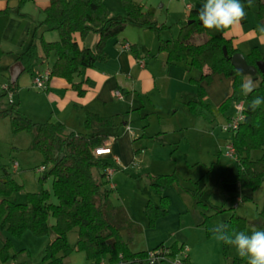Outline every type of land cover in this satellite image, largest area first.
Returning a JSON list of instances; mask_svg holds the SVG:
<instances>
[{"label":"trees","instance_id":"1","mask_svg":"<svg viewBox=\"0 0 264 264\" xmlns=\"http://www.w3.org/2000/svg\"><path fill=\"white\" fill-rule=\"evenodd\" d=\"M122 2L125 14L111 15L103 0H50L40 25L45 30H56L58 37L46 40L39 36L37 41L33 40L24 51L18 53L16 61L22 71L32 74L37 61L43 62L53 57L49 61L48 79L52 76L62 77L78 94H82L81 84L76 78L83 69L106 59L107 41L116 38L128 22L153 30L159 29L152 10L142 11L132 0ZM257 6L258 17L264 21V0H257ZM199 9L190 6L187 21L181 27L178 37L160 39L158 51L166 54V64L180 65L187 70L195 69L199 72V76L192 79L197 83L198 99L188 104L193 113H202L206 108L216 113L232 103L243 101L244 117L237 129L231 131V143L235 148L237 182L241 188L254 189L264 178V155L255 159L250 157L254 149L264 151V104L255 111L249 105L254 97H264V73L257 72L259 82L252 93L248 96L239 95L238 81L242 75L231 65L230 57L240 51L224 36L227 30L218 32L203 27L198 18ZM88 32L97 34L94 48L80 46L74 39L75 33L83 37ZM224 47L226 55L223 54ZM129 48L137 50L138 45L132 43ZM244 57L248 64L264 60V56L254 49L244 54ZM215 73L233 78L231 93L217 108L204 102L206 91L201 85L202 81H208ZM17 83V80L14 84L9 81L3 87L0 94V116L10 117L13 131L25 129L31 133V147L39 150L43 156L39 172L53 177L52 188L58 203L50 202L46 190L28 193L24 203L13 201L11 195L19 191L22 185L2 163L0 155V233L7 231L9 235H20L30 230L42 235L47 232L48 219L52 216L53 237L45 246L41 264H64L63 258L73 249L83 251L90 264H140L149 262L150 251L164 257L159 260L161 264H168L171 259L179 256L184 246L176 243L168 247L160 244L152 250L134 251L130 247L132 237L142 231V226L131 219L123 205L113 202V187H108L110 176L107 175L111 163L94 153L106 140V136L98 130L113 126V116L89 113L85 125L93 131L91 136L67 131L60 123H34L19 113L13 101L2 102L1 97L17 90ZM177 180L174 173L150 178L152 187L160 195V204L155 205L150 201L145 204L143 211L148 226H153L158 217L167 213L169 199L163 192ZM213 208L215 213L204 215L202 221L207 236L214 235L212 229L220 223L227 224V231H244V218L232 212L221 221L219 214L228 209ZM72 229L77 232L73 247L67 242V232ZM0 239V258L7 260L11 256V239L9 236ZM228 247L222 242L225 257ZM181 259L182 264H189L188 256ZM244 260L236 257L230 264H242Z\"/></svg>","mask_w":264,"mask_h":264},{"label":"crops","instance_id":"2","mask_svg":"<svg viewBox=\"0 0 264 264\" xmlns=\"http://www.w3.org/2000/svg\"><path fill=\"white\" fill-rule=\"evenodd\" d=\"M49 2L50 0H0V61L3 63L1 70L9 75V81L10 74L16 67L21 70L16 80L23 73L16 61L18 53L24 51L33 40L37 41L39 36H43L44 39H57L54 33H49L50 38H46L42 31L47 30L40 25L45 18V9ZM74 39L80 46L94 48L96 44L82 40L80 35ZM124 43L132 44L118 36L110 39L105 47L106 59L81 71L76 81L81 84L82 94H78L68 81L58 76L49 78L46 90L31 93L37 100L46 104V108L42 109L36 119L38 121L49 119L62 124L67 131L91 136L93 131L85 125L89 113L113 116V126L98 130L100 134L106 136L101 145L104 149L98 156L111 163L112 172L108 187H113V190L118 192L119 202L126 208L131 219L142 226V233L138 235L143 241L142 250H152L160 244L168 247L176 243L187 247L189 264H230L233 258L239 257L236 249L229 245L225 257L222 252V241H218L214 235H206L205 226L202 224L203 217L214 214L213 207H223L228 211L219 214L221 221L235 212L244 218L245 232L250 234L253 230L264 231V178L254 189L241 188L237 182L238 168L235 160L234 164L230 162V168L219 173L220 178H217L211 192L207 193L204 187L209 175L205 178L204 176L197 179L187 178V182L181 185L175 167L171 173H174L178 180L167 186L163 192L169 199L167 213L158 217L153 226H148L146 215L144 219L139 214H145L143 208L148 201L155 205L160 204V195L152 187L150 178L170 174L162 171L161 164L170 162L174 165L180 164L182 167H192L199 166L205 161L199 155L190 157L187 153L178 162L173 154L155 152L156 144H166L167 135L174 133L178 127L174 122L163 119L175 113L179 98H184V101L198 99L197 83L192 79H196L199 72L196 71L195 76H190L192 69L166 64V54L159 52L158 49L154 52L151 47L144 44L138 46L137 50L124 49L122 47ZM52 60L53 57L47 61H37L30 74L31 80L33 76L48 71ZM201 85L207 93L204 102L210 104L205 81H202ZM116 90L121 92V98L115 95ZM211 98L215 99L213 95ZM219 102L216 101L217 104ZM150 115L157 118L158 126L149 131ZM221 152L220 148L217 162L221 158ZM262 155L264 151L259 149L250 152L253 159ZM14 163L16 162H13L12 167ZM142 164L148 165L146 170L141 168L145 166H141ZM212 167L213 162L209 170ZM203 179L206 180L205 183L202 182ZM132 183H135L136 190L142 194L138 199L141 200L142 197L144 199L143 204H140L139 200L136 205L140 207L139 213L135 207L133 208L135 206L133 201L137 200L138 195L133 199L130 197L127 200L129 202H126L123 196ZM134 240L136 238L132 239ZM210 242L214 243V252L210 249ZM196 244L200 245V254L194 258L192 251ZM0 264L20 263L17 262L15 255H11L7 260L0 258ZM64 264L75 263L69 257ZM150 264L161 263L156 261ZM242 264H247L246 259Z\"/></svg>","mask_w":264,"mask_h":264},{"label":"rangeland","instance_id":"3","mask_svg":"<svg viewBox=\"0 0 264 264\" xmlns=\"http://www.w3.org/2000/svg\"><path fill=\"white\" fill-rule=\"evenodd\" d=\"M132 1L139 5L142 11L152 10L153 18L156 21L159 29L153 30L128 22L118 37L123 39L125 38V40H128L130 43H138V46H142V44H144L148 47H151L154 52H156L158 49V43L160 39H175L178 37L181 27L187 21V4L193 8H200L205 2V0ZM103 2L107 6V9L111 15L125 14L122 0H103ZM257 11V0H253L252 7L248 8L246 11L247 16L245 17V22H241L239 26L227 30L224 34L226 38L230 39L232 45L238 48L243 55L250 53L254 49L258 50V52L264 56V34H261L256 30L258 25L264 24V21H260ZM42 32L46 34V38H50L49 33H54L56 38L58 37L56 30H47ZM78 35L75 33L74 37H78ZM96 37L97 34L95 32H88V34L81 38L86 42H96ZM2 65L3 63L0 61V94L2 93L3 87L9 82V75L1 70L3 68L1 67ZM196 71L197 70L192 69L190 71V76H195L197 73ZM249 78L254 81L256 86L258 85V78L254 79V77L250 75H242L238 81L239 95H244L241 90V85L246 79ZM30 80V73L23 72L17 80V90L14 93H11V95L7 94L1 97L2 102L8 103L9 101H13V103L17 106L19 113L34 123L41 124L46 121H51L49 119H39L41 121L36 119L38 118L37 116H39L42 112V109L46 108V104L37 100V98L31 94L39 93L40 91L32 87V80L31 82ZM205 83L206 89L209 93L208 96L210 105L217 108L231 93L233 78L225 77L221 74L215 73L212 74L208 78V81H205ZM205 95L207 96V93ZM212 95L215 99L211 98ZM191 100L192 99L186 100V102L184 101V98L180 97L175 107V113H172L163 119V121L174 122L178 125V127L174 133H169L167 135V139H165L166 144H156L155 152L159 154H173V157H175L178 162L181 161V158L187 153L190 154V157L196 155L202 157L205 161H203L204 163L199 166L182 167L180 164L174 165L173 163L165 162L161 164L160 168H163L162 171L165 173H171L173 172V168L176 167V173L180 178L181 185L187 182V178L192 177L193 179H197L201 176H204L205 178L206 175H209L207 184L204 187V190L208 193L211 192L212 187H214V184L217 183V178H220L219 173L226 168H230V162L231 164L235 163V157L226 156V146L231 143L232 135L231 131L226 130L224 126L228 122V119L235 115V106L237 102L230 104L222 110H218L216 113L211 112L206 108L204 110V114H195L190 110L188 105ZM217 100L220 101L218 104L216 103ZM148 121L150 122V127L148 128L149 131L158 126L157 118L154 115H150ZM31 142L32 136L28 130L21 129L13 131L10 117L0 116L1 161L7 167V169L13 173L15 180L22 185V188L19 191L13 193L10 198L15 202L24 203L27 200L28 193L46 190L49 193L50 202L56 204L58 203V199L55 196L52 188L53 177L49 174L39 172L38 167L43 164V156L39 150L31 147ZM177 144L179 145L175 149ZM210 147L212 149H209ZM220 148L222 149L221 158L217 162V155ZM13 162L17 163V169H13ZM211 162H213V167L211 170H209ZM144 165L145 164H142L141 166ZM147 167L148 165H145L141 168H145L143 170H146ZM44 175H46L45 178H43ZM205 181L206 180L203 179L202 182L205 183ZM117 193L118 192L116 190H113V202L122 205V203L119 202ZM136 195L138 196L137 200L133 201L135 202V206H133V208L135 207L139 213L140 207H136V205L140 200L138 199L139 195L142 196V194L136 190L135 183L130 185L129 189H127V192H124L123 196L124 200L129 202L127 200H129L130 197L133 199V197ZM139 202L140 204H143V197ZM139 216L146 219L145 214L143 213L139 214ZM53 223L54 218L50 216L48 219V230L42 235L35 234L30 230H26L20 235H9L7 231H2L0 233V237H10L12 244L10 248V254L12 256L15 255L18 263L41 264L45 246L53 237ZM140 233H136L132 237V239L136 238V240L132 241L131 239L130 247L134 251L142 250V248H144L142 238L138 236ZM76 240V230H69L67 232L68 244L73 247ZM217 247H219V242H217ZM210 249H214L213 242H210ZM192 252L194 258H197V254H200V245L196 244V247H193ZM69 257L75 264H90L83 251L76 249L71 250V252H69L63 258V262H65ZM103 264L109 263L104 262ZM143 264L150 263L144 262Z\"/></svg>","mask_w":264,"mask_h":264},{"label":"clouds","instance_id":"4","mask_svg":"<svg viewBox=\"0 0 264 264\" xmlns=\"http://www.w3.org/2000/svg\"><path fill=\"white\" fill-rule=\"evenodd\" d=\"M253 0H205L198 11V18L205 29L224 32L239 26L247 16L246 6L251 8ZM264 34V24L256 29ZM256 85L252 79H246L241 90L248 96ZM264 104V97L256 96L250 102V109L255 111ZM227 225L217 224L212 232L214 237L226 245L236 249L239 257L246 259L247 264H264V231L253 230L250 234L245 231H227Z\"/></svg>","mask_w":264,"mask_h":264},{"label":"built area","instance_id":"5","mask_svg":"<svg viewBox=\"0 0 264 264\" xmlns=\"http://www.w3.org/2000/svg\"><path fill=\"white\" fill-rule=\"evenodd\" d=\"M186 6H187L188 9L190 8L189 4H187ZM122 47L124 49H129V44L128 43H124L122 45ZM48 76H49V72L48 71H45L42 74L35 75L32 78V87L37 89V90H39V91L46 90L47 86H48V80H49ZM8 94L11 95V92H9ZM115 95L117 97L121 98V92L119 90L115 91ZM235 107H236L235 115L230 117L228 119V122L224 126V128L226 130H229V131H233V130L237 129L240 121H242V119L244 117V113H243L244 104H243V101L237 102ZM103 149H104L103 147H98V148H96L94 150V153L96 155H98ZM226 155L235 157V148H234L232 143H230L229 145L226 146ZM13 167L16 168L17 167V163H14ZM111 172H112V169H108L107 170V173H108L107 175L110 176ZM165 252H167V250ZM186 257H187V247L184 246L182 248L181 252L179 253V256H176L175 258L171 259L170 262L172 264H182V259L181 258H186ZM161 258H164V257L163 256H156V254L154 252L150 251L149 254H148V259H149L148 263H153V262L159 261Z\"/></svg>","mask_w":264,"mask_h":264},{"label":"water","instance_id":"6","mask_svg":"<svg viewBox=\"0 0 264 264\" xmlns=\"http://www.w3.org/2000/svg\"><path fill=\"white\" fill-rule=\"evenodd\" d=\"M223 54L226 55V49L223 48ZM231 65L238 71L241 75H250L257 79L256 74L264 73V60H258L255 64H248L245 60L244 55L241 52H236L230 57ZM20 69L16 67L13 72L10 74V82L14 84L19 73Z\"/></svg>","mask_w":264,"mask_h":264}]
</instances>
